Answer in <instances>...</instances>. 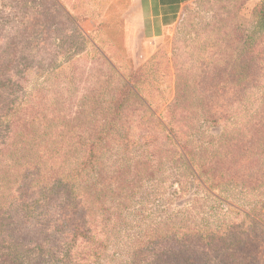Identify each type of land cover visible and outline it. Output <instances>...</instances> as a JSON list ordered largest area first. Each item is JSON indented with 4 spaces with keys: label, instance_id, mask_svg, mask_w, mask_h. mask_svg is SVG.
Here are the masks:
<instances>
[{
    "label": "rangeland",
    "instance_id": "1",
    "mask_svg": "<svg viewBox=\"0 0 264 264\" xmlns=\"http://www.w3.org/2000/svg\"><path fill=\"white\" fill-rule=\"evenodd\" d=\"M39 1L44 2L40 23L36 7L29 8L27 20L32 25L37 21L44 39L42 52L52 55L21 77L12 76L16 64H7L6 74L12 82L20 79L26 111L17 115L31 120L33 143L61 150L64 165L55 175L69 183L66 187L61 182L62 189L71 191L80 208L84 206L80 202H89L96 223L106 224L100 238L107 240L101 264H140L138 259L162 242L176 251L183 245L207 244V233L237 217L225 215L194 176L201 175V132L214 136L222 128H206L201 114L190 118L184 112L189 109L185 101L198 95L200 74L230 80L242 75L256 79L257 84L245 90L241 94L245 101L233 108L241 114L258 110L264 96V28L253 44L262 55L240 50L251 44L252 13L260 0H200L188 6L157 51L144 61L124 54L123 16L131 0H64L79 18L73 25L59 11L50 23L52 9L47 10L45 0ZM99 50L115 66V74L100 60ZM18 54L24 56L23 49ZM236 63L251 66L234 71ZM138 75L136 84L150 100L148 106L140 105L127 90L129 78ZM121 92L127 98L117 115L114 102ZM176 99L179 104L174 103ZM40 154L32 147L27 152L29 158ZM70 172L74 178L68 177ZM240 195L239 203L257 208L255 195ZM62 198L51 203L56 208L50 210V218L60 217L56 205ZM260 212L264 214V203ZM31 253L25 264H36L39 252Z\"/></svg>",
    "mask_w": 264,
    "mask_h": 264
},
{
    "label": "trees",
    "instance_id": "2",
    "mask_svg": "<svg viewBox=\"0 0 264 264\" xmlns=\"http://www.w3.org/2000/svg\"><path fill=\"white\" fill-rule=\"evenodd\" d=\"M63 1L45 0L47 10H54L49 12V21L52 23L54 12L59 11L66 23L73 25L79 18L71 14ZM42 6L44 2L41 4L39 0H0V264H25L33 256L32 250L39 252L36 264H101L107 240L100 238L106 224L96 223L97 216L89 202H80L84 203L80 208L71 191L64 192V183L66 187L69 183L55 175L64 165L59 156L61 150L53 145L40 148L37 142L33 143L31 120L17 115L26 111L20 79L12 82L6 74L8 65L16 64L12 76L21 77L25 70L39 68L52 55L42 52L44 39L37 30V21L32 25L27 20L29 8L36 7L39 10H35L38 13L35 17L40 23ZM252 18L255 28L248 35L251 44L247 43L240 53L247 49V53L258 57L262 55L260 48L253 44L254 36L264 28V0L256 6ZM22 49L24 56L18 54ZM98 57L116 73L115 66L100 50ZM245 66L236 63L234 71H244ZM217 76L200 74L198 95L185 101L189 109L184 112L191 114L190 118L201 114L208 124L206 128H222L214 136L201 132L203 162L198 168L201 175L194 176L225 215L240 219L228 220L213 233H207L204 238L207 244H191L189 248L183 245L177 251L167 243L154 245L151 253L146 252L138 259L140 264H264V214L260 212L264 203V96L256 112L238 113L240 109L233 106L245 101L241 94L256 85L257 80L242 75L232 80L229 76ZM140 78L141 75L130 77L127 90L140 105L148 106L150 100L136 84ZM227 87L236 90L226 91ZM125 98L126 93L121 92L114 102L117 107L113 112L117 115ZM178 100L174 103L179 104ZM30 147L39 150L40 156L29 158ZM187 155L195 164L192 152ZM74 174L70 172L68 177L74 178ZM240 194L250 198L255 195L253 202L257 208L249 209L239 203ZM61 195L62 202L56 205L60 217L50 218V210L56 208L50 205Z\"/></svg>",
    "mask_w": 264,
    "mask_h": 264
},
{
    "label": "crops",
    "instance_id": "3",
    "mask_svg": "<svg viewBox=\"0 0 264 264\" xmlns=\"http://www.w3.org/2000/svg\"><path fill=\"white\" fill-rule=\"evenodd\" d=\"M198 1L131 0L122 25L125 56L140 61L151 57L188 6Z\"/></svg>",
    "mask_w": 264,
    "mask_h": 264
}]
</instances>
